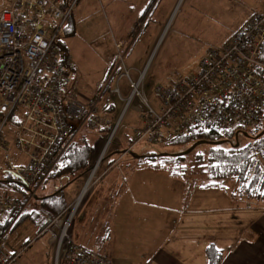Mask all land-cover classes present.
Here are the masks:
<instances>
[{"label": "built area", "instance_id": "2783aa9c", "mask_svg": "<svg viewBox=\"0 0 264 264\" xmlns=\"http://www.w3.org/2000/svg\"><path fill=\"white\" fill-rule=\"evenodd\" d=\"M78 2L10 0L0 12V163L31 195L55 175L85 125L107 132L105 149L109 146L118 123L108 124L107 108L115 94L120 95L122 78L128 80L130 89L127 105L142 97L138 88L143 78L133 81L128 71L118 77L112 71L92 97L79 93L77 79L69 71L72 64H60L56 45ZM123 45L118 41L116 49ZM263 45L264 10L252 15L223 48L208 50L197 72L157 86L154 107L143 99L137 143L160 147L167 139L255 128L264 116V63L259 60ZM17 109L25 112L22 121L13 117ZM12 117L13 125L8 127ZM13 149L25 157V164H12ZM88 179L68 214L49 219L42 231L48 243L56 246L55 264H111L108 258L78 246L68 234L92 184ZM12 208V200L0 196V264H21L22 252L11 254L2 246L8 233L5 218Z\"/></svg>", "mask_w": 264, "mask_h": 264}, {"label": "rangeland", "instance_id": "374dc122", "mask_svg": "<svg viewBox=\"0 0 264 264\" xmlns=\"http://www.w3.org/2000/svg\"><path fill=\"white\" fill-rule=\"evenodd\" d=\"M9 4V0H0V12L7 9ZM256 5H264V0H80L76 4L73 9L76 31L72 36L65 37L62 44L67 48L70 62L75 68L79 93L85 98L96 95L110 69L116 71L117 76L128 71L133 81L140 77L143 80L138 88L142 97L128 105V80H120V95L115 94L111 100L118 108L119 116L109 146L105 149L107 132L98 133L99 138L93 133V138H89L96 151L93 167L85 180L72 183L64 191L65 200L71 205L94 171L92 184L71 222L69 235L75 228V238L80 237V229L78 233L76 231L77 217L83 209L87 210L86 206L94 204L95 199L100 197L103 192L102 177L109 173L104 179V184L109 186L114 183L116 174L124 169L128 157L119 152L127 149L138 154L181 152L180 147L160 148L149 146L145 141L137 143L145 107L143 99L154 107L157 86L188 78L197 72L205 53L227 45ZM119 40H124V45L118 51L116 43ZM24 116L25 112L17 109L13 117L22 121ZM112 117L108 115V124L113 122ZM12 125L10 122L8 127ZM245 132L255 133L256 129H246ZM240 141L243 144L246 140L240 137ZM207 149L208 146H201L197 151L205 152ZM112 152V157L108 158H112V163H108L107 154ZM193 155L187 156L186 161L190 162ZM11 161L17 166L25 164L26 159L13 149ZM128 163L138 164L136 161ZM94 165L97 166L95 170ZM4 169L5 165L0 163V173ZM59 184L50 183L45 191L40 189L37 193L41 196L49 189L53 192L60 187ZM232 187L231 183L225 185L227 190H232ZM14 191L13 184L0 183V194H12ZM112 204L113 200L107 202L106 209L109 210ZM260 205L262 208L263 205ZM32 206L30 202L26 207L29 209ZM7 234L5 250L22 252L21 264H55L56 246L48 243L45 235L39 237V230L32 222L26 220Z\"/></svg>", "mask_w": 264, "mask_h": 264}, {"label": "crops", "instance_id": "0c3cea01", "mask_svg": "<svg viewBox=\"0 0 264 264\" xmlns=\"http://www.w3.org/2000/svg\"><path fill=\"white\" fill-rule=\"evenodd\" d=\"M120 172L109 186L104 177L103 194L77 217L78 246L111 264H207L209 246L223 254L219 264H264V206L233 189L188 187L152 166L127 163Z\"/></svg>", "mask_w": 264, "mask_h": 264}, {"label": "trees", "instance_id": "16d2710c", "mask_svg": "<svg viewBox=\"0 0 264 264\" xmlns=\"http://www.w3.org/2000/svg\"><path fill=\"white\" fill-rule=\"evenodd\" d=\"M67 20L62 34L56 42L58 47V61L64 67H68V63L72 64L67 48L62 43L65 41L63 40L65 37L72 36L76 31L73 11ZM259 60L264 63V45ZM69 71H71V73L73 72V77L75 78V68L73 67ZM112 71L113 70L110 69L103 81L104 83L108 80ZM115 77H118L117 72ZM102 87L103 86H101V88ZM107 114L113 116L111 118L113 121L111 126H113L119 116L118 108L111 103L107 108ZM12 120H14L13 117L11 118V122ZM252 129H256V132L249 133L243 130L241 133L240 131L232 130L231 132L209 133L203 137L201 136V139L199 137L167 139L164 144L160 146V148L169 146L180 147L182 150L179 153L161 152L138 154L130 149L119 153L128 157L125 161L138 162V166L144 165L142 163L146 161L147 163H145V166L167 170L172 177L181 180L185 179L188 187H198L200 189L212 188L227 191L225 185L231 183L233 185L232 189L234 190V195L238 199L253 201L257 204H263L264 206V116L262 121ZM98 132L99 131H96L92 127L85 125L78 132L72 144L65 152L63 159L60 161L61 163L58 167V171L54 176L47 178L40 186H37L33 195H31L32 192L17 178L10 173L1 171L0 174L3 176V181L0 183L13 184L15 189L12 194H9V192L0 194L1 197L8 196L13 204L12 210L7 213L5 218L4 228H8V234L15 230L21 223L28 220L35 224L39 230V237H41L45 235L42 234V231L48 225L49 219L65 217V215L68 214L70 204L65 200L64 191L72 183L78 180H85L90 173L96 151L93 142L90 141L89 138H93V133L99 138ZM237 134L240 135L238 136L239 138H236ZM240 137L246 140L243 144L240 141ZM201 146H208L207 151H197V148ZM113 153L114 152L107 154L106 161H108V163H112V158L110 160L108 158L109 156L112 157ZM191 154H194L193 158L190 162H187L186 158ZM123 162L124 161H122V163ZM190 172L194 173L189 174ZM107 175L108 173L105 174L104 177ZM104 177H102V180ZM50 183L56 185L60 183V187L53 192H50L51 189H49L39 196L37 193L38 190L41 189L45 191V188ZM54 187L56 186H53V188ZM30 202L33 206L27 209L26 206ZM69 231L71 230L69 229ZM71 235L72 232L70 236ZM45 236L47 237V235ZM5 237L2 245L3 247L6 241ZM222 257L223 254L217 251L213 246H209L206 249L207 264H219Z\"/></svg>", "mask_w": 264, "mask_h": 264}, {"label": "bare ground", "instance_id": "6f19581e", "mask_svg": "<svg viewBox=\"0 0 264 264\" xmlns=\"http://www.w3.org/2000/svg\"><path fill=\"white\" fill-rule=\"evenodd\" d=\"M67 21H68V20H67ZM66 23H67V22H66ZM90 130H91V129H90ZM230 132H231V131H230ZM234 132H235V131H234ZM240 132H241V131H240ZM242 132H243V130H242ZM242 132H241V133H242ZM98 133H100V132H98ZM245 135H246V134H245ZM238 136H240V135L237 134L236 138H239ZM202 137H203V136H202ZM206 137H207V136H206ZM199 138H200V137H199ZM183 139H184V138H183ZM186 139H187V138H186ZM200 139H201V138H200ZM238 145H239V143H238ZM111 165H112V164H111ZM98 166H99V165H98ZM100 166H101V165H100ZM94 167H95V165H94ZM96 168H97V167H96ZM96 168H95V169H96ZM93 172H94V171H93ZM91 179H92V175H91V176L89 177V179H88V184H89V182L91 181ZM88 184H87V185H88ZM90 184H91V183H90ZM86 190H87V186H86V188L83 190V193H84V194L86 193Z\"/></svg>", "mask_w": 264, "mask_h": 264}, {"label": "water", "instance_id": "95a60500", "mask_svg": "<svg viewBox=\"0 0 264 264\" xmlns=\"http://www.w3.org/2000/svg\"><path fill=\"white\" fill-rule=\"evenodd\" d=\"M130 153V152H129Z\"/></svg>", "mask_w": 264, "mask_h": 264}]
</instances>
